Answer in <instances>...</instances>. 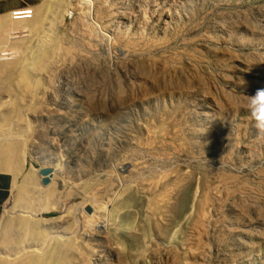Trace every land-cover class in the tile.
Instances as JSON below:
<instances>
[{
    "label": "rangeland",
    "instance_id": "obj_1",
    "mask_svg": "<svg viewBox=\"0 0 264 264\" xmlns=\"http://www.w3.org/2000/svg\"><path fill=\"white\" fill-rule=\"evenodd\" d=\"M88 1L25 97L24 173L61 181L35 218L70 264H264V0Z\"/></svg>",
    "mask_w": 264,
    "mask_h": 264
},
{
    "label": "bare ground",
    "instance_id": "obj_2",
    "mask_svg": "<svg viewBox=\"0 0 264 264\" xmlns=\"http://www.w3.org/2000/svg\"><path fill=\"white\" fill-rule=\"evenodd\" d=\"M74 3L81 7L82 16L88 17L89 12L84 9L90 3L88 0H46L43 7L25 12L31 13L29 17L18 19L10 13L11 15L0 20V170L10 172L14 177L8 199L9 202L12 201V205L4 208L0 218V264H70L75 253L74 244L69 237L62 239L47 229L48 222L58 220L61 216L35 218V212L52 208V201L49 200L54 198L61 181L56 165L51 168L46 184L41 183L39 169L24 173L27 152L23 145L28 125L20 121L23 111L32 108H24L25 97L33 96L40 83L39 73L58 53L53 25L61 21L65 11ZM77 8L75 9L78 10ZM87 25L91 26V22ZM24 30H30L29 38L12 40L22 36ZM85 30L84 34L87 32ZM95 38L92 36V39ZM105 38L106 36L104 40ZM89 44L86 43L87 49L91 48ZM13 47H16V51ZM10 52L17 54H8ZM13 57V60L1 61ZM2 93L6 98H2Z\"/></svg>",
    "mask_w": 264,
    "mask_h": 264
},
{
    "label": "crops",
    "instance_id": "obj_3",
    "mask_svg": "<svg viewBox=\"0 0 264 264\" xmlns=\"http://www.w3.org/2000/svg\"><path fill=\"white\" fill-rule=\"evenodd\" d=\"M43 0H0V20L2 17L11 15L10 13L22 14L25 9L38 7ZM13 174L7 171L0 170V218L4 211V205L9 199V192L13 186Z\"/></svg>",
    "mask_w": 264,
    "mask_h": 264
},
{
    "label": "clouds",
    "instance_id": "obj_4",
    "mask_svg": "<svg viewBox=\"0 0 264 264\" xmlns=\"http://www.w3.org/2000/svg\"><path fill=\"white\" fill-rule=\"evenodd\" d=\"M252 115L256 121V127L264 131V89H258L252 99Z\"/></svg>",
    "mask_w": 264,
    "mask_h": 264
},
{
    "label": "water",
    "instance_id": "obj_5",
    "mask_svg": "<svg viewBox=\"0 0 264 264\" xmlns=\"http://www.w3.org/2000/svg\"><path fill=\"white\" fill-rule=\"evenodd\" d=\"M50 167L39 168V174L41 175V183L46 184L49 180V175L51 174Z\"/></svg>",
    "mask_w": 264,
    "mask_h": 264
},
{
    "label": "built area",
    "instance_id": "obj_6",
    "mask_svg": "<svg viewBox=\"0 0 264 264\" xmlns=\"http://www.w3.org/2000/svg\"><path fill=\"white\" fill-rule=\"evenodd\" d=\"M25 12H29V9H25ZM13 17H19V13H15V11L11 12ZM28 37V31H22V38H27ZM4 53V52H2ZM5 55V54H4Z\"/></svg>",
    "mask_w": 264,
    "mask_h": 264
}]
</instances>
